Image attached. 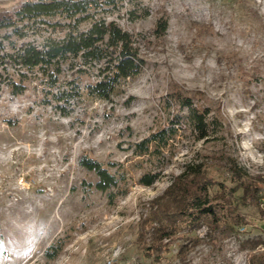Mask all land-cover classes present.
I'll list each match as a JSON object with an SVG mask.
<instances>
[{
    "label": "rangeland",
    "instance_id": "rangeland-1",
    "mask_svg": "<svg viewBox=\"0 0 264 264\" xmlns=\"http://www.w3.org/2000/svg\"><path fill=\"white\" fill-rule=\"evenodd\" d=\"M25 1L0 0V19ZM132 9L149 14L130 21ZM95 16L130 32L144 61L109 100L85 94L94 69L64 71L49 87L9 61L21 44L62 32L38 21L0 26V264H246L264 250V0H118ZM69 81L81 95L57 103L52 94ZM177 94L207 110V138L189 128ZM171 124L177 132L161 154L134 151ZM83 155L117 177L113 201L90 186L96 176L80 165ZM231 161L252 190L235 202L244 221L235 232L174 214L167 190L188 166L203 165L201 183L230 188ZM145 173L157 174L150 186L138 182ZM53 244L61 250L48 259Z\"/></svg>",
    "mask_w": 264,
    "mask_h": 264
},
{
    "label": "trees",
    "instance_id": "trees-1",
    "mask_svg": "<svg viewBox=\"0 0 264 264\" xmlns=\"http://www.w3.org/2000/svg\"><path fill=\"white\" fill-rule=\"evenodd\" d=\"M117 1H25L12 16H3L0 19V26L12 27L14 31H17L15 27L17 23L38 21L48 24L53 31L62 32V36H48L38 45L21 44L13 53L7 54L9 61L20 69L38 72L49 87L56 86L64 71L80 77L87 74L89 69H94L96 80L85 85V94L91 98L109 100L121 81L138 75L144 64L130 32L124 30L114 19L95 16L97 10L113 8ZM148 14L147 10L139 13L132 9L127 12L130 21ZM82 24H85V27L81 28ZM166 29V21L158 20L156 32L163 34ZM70 81L69 90L58 88L52 94L57 103L66 102L81 95L79 84L72 85ZM13 93L20 94L22 89ZM172 98L178 109L185 110L182 117L189 128L198 133L197 139L207 138L209 128L207 110L197 107L189 98L178 94L172 95ZM176 132L175 125L164 126L137 142L134 151L138 155L161 154L162 149L167 146L169 139ZM79 163L85 170L96 176L95 183L90 186L106 194L109 201H113L116 196L113 189L118 183L115 174L101 162L85 155L80 158ZM228 171L233 183L230 188L226 187L224 182L215 180L201 183L207 179L203 165L188 166L167 190L170 193L171 203L179 209L174 214L183 216L189 225L206 220L205 222L212 230L235 232L236 227L244 222L241 217L233 214L237 208L235 202L238 198H244L252 190L243 182L247 172L235 161L228 164ZM156 179L157 174L145 173L140 176L138 182L141 185L150 186ZM212 190L214 192H211ZM239 190L242 192L241 196L236 195ZM165 207L167 208L163 210L169 209L168 205ZM162 229L165 232L160 239L169 238L171 232L168 226L163 225ZM60 250L61 245L53 244L46 249L45 255L48 259H54ZM246 264H264V250L249 253Z\"/></svg>",
    "mask_w": 264,
    "mask_h": 264
}]
</instances>
